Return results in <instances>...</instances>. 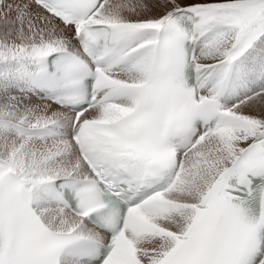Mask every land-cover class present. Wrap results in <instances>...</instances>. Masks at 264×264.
<instances>
[{"label":"snow or ice","instance_id":"1","mask_svg":"<svg viewBox=\"0 0 264 264\" xmlns=\"http://www.w3.org/2000/svg\"><path fill=\"white\" fill-rule=\"evenodd\" d=\"M0 264H264V0H0Z\"/></svg>","mask_w":264,"mask_h":264}]
</instances>
